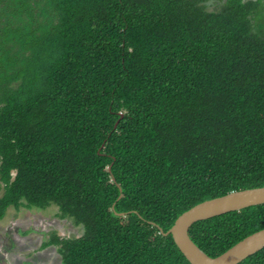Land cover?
Wrapping results in <instances>:
<instances>
[{"label":"trees","instance_id":"obj_1","mask_svg":"<svg viewBox=\"0 0 264 264\" xmlns=\"http://www.w3.org/2000/svg\"><path fill=\"white\" fill-rule=\"evenodd\" d=\"M259 187L264 0H0V222L55 206L84 229L38 256L190 264L161 230ZM262 229L264 204L189 235L215 258Z\"/></svg>","mask_w":264,"mask_h":264},{"label":"water","instance_id":"obj_2","mask_svg":"<svg viewBox=\"0 0 264 264\" xmlns=\"http://www.w3.org/2000/svg\"><path fill=\"white\" fill-rule=\"evenodd\" d=\"M262 204H264V187L232 192L194 206L183 213L168 232L161 230V233L165 236L172 235L179 250L190 264H240L264 248V229L248 236L215 258L197 246L191 239L189 230L196 222Z\"/></svg>","mask_w":264,"mask_h":264},{"label":"rangeland","instance_id":"obj_3","mask_svg":"<svg viewBox=\"0 0 264 264\" xmlns=\"http://www.w3.org/2000/svg\"><path fill=\"white\" fill-rule=\"evenodd\" d=\"M14 229L18 230V234L21 237L14 239L13 251L15 253L36 251L44 242H49L53 235L62 238H78L84 234L82 226H75L68 218L62 219L59 216L58 208L55 206L45 210L36 208L16 210L10 208L7 216L0 222V240L7 235L9 243V239L14 235V233H9V231ZM39 256L44 263L58 264V260H47V256L53 257L50 252H41Z\"/></svg>","mask_w":264,"mask_h":264},{"label":"flooded vegetation","instance_id":"obj_4","mask_svg":"<svg viewBox=\"0 0 264 264\" xmlns=\"http://www.w3.org/2000/svg\"><path fill=\"white\" fill-rule=\"evenodd\" d=\"M9 233H14L13 237L9 239V243H8L7 235L3 239L0 240V264H48V263L42 262L41 260L43 259L40 258L37 255V253L31 254L32 250L26 253L21 252V251L15 253L13 251V246L15 245L14 239L18 237L21 238V237L19 236L17 229L9 231ZM53 264H56V263H53Z\"/></svg>","mask_w":264,"mask_h":264},{"label":"crops","instance_id":"obj_5","mask_svg":"<svg viewBox=\"0 0 264 264\" xmlns=\"http://www.w3.org/2000/svg\"><path fill=\"white\" fill-rule=\"evenodd\" d=\"M37 251V250H36ZM35 250L34 251H32V252H34L33 254H36L37 252H36ZM37 255H38V253H37Z\"/></svg>","mask_w":264,"mask_h":264}]
</instances>
